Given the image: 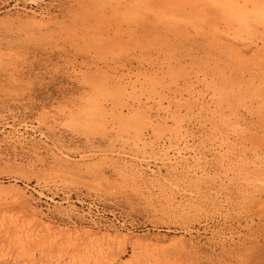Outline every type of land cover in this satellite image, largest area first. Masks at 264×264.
Here are the masks:
<instances>
[{
	"label": "rangeland",
	"instance_id": "rangeland-1",
	"mask_svg": "<svg viewBox=\"0 0 264 264\" xmlns=\"http://www.w3.org/2000/svg\"><path fill=\"white\" fill-rule=\"evenodd\" d=\"M0 264H264V0H0Z\"/></svg>",
	"mask_w": 264,
	"mask_h": 264
}]
</instances>
